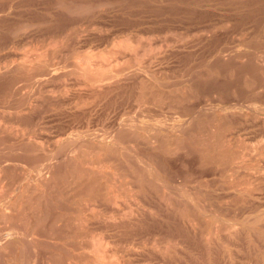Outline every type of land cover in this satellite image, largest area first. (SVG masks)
<instances>
[{
	"label": "rangeland",
	"instance_id": "obj_1",
	"mask_svg": "<svg viewBox=\"0 0 264 264\" xmlns=\"http://www.w3.org/2000/svg\"><path fill=\"white\" fill-rule=\"evenodd\" d=\"M66 263L264 264V0H0V264Z\"/></svg>",
	"mask_w": 264,
	"mask_h": 264
},
{
	"label": "bare ground",
	"instance_id": "obj_2",
	"mask_svg": "<svg viewBox=\"0 0 264 264\" xmlns=\"http://www.w3.org/2000/svg\"><path fill=\"white\" fill-rule=\"evenodd\" d=\"M95 35V34H94ZM85 40V39H84ZM62 41V40H61ZM87 41V40H86ZM162 53H163V51H162ZM131 55V54H130ZM134 55V54H133ZM127 56V55H126ZM153 57V56H152ZM86 58V57H85ZM83 59V58H82ZM90 59V58H89ZM83 62H84V60H82ZM89 61V60H88ZM91 62V61H90ZM89 62V63H90ZM78 63V62H77ZM87 64V63H86ZM110 64V63H109ZM83 65V64H82ZM106 65V64H105ZM88 66V65H87ZM87 66H85V67H87ZM93 66V65H92ZM95 66V65H94ZM98 66H99V63H98ZM100 66H101V64H100ZM103 66V65H102ZM72 67H73V65H72ZM90 67V66H89ZM147 67V66H146ZM17 68V67H16ZM93 69H95V68H93ZM77 70H79V68L77 69ZM109 70V69H108ZM115 71V70H114ZM76 72V71H75ZM82 72V71H81ZM93 72V71H92ZM98 71H96V73H97ZM142 72V71H141ZM30 73V72H29ZM94 73H95V71H94ZM109 73V72H108ZM137 74V73H136ZM24 75V74H23ZM87 75H88V73H87ZM93 76V75H92ZM102 76V75H101ZM96 77H98V76H96ZM140 77V76H139ZM143 77V76H142ZM81 78V77H80ZM91 78V77H90ZM94 78V77H93ZM107 78V77H106ZM127 78V77H126ZM97 79V78H96ZM121 79V78H120ZM123 79V78H122ZM101 80V79H100ZM134 80V79H133ZM107 81V80H106ZM127 81V80H126ZM162 81V80H161ZM101 82H102V80H101ZM106 83V82H105ZM110 83V82H109ZM118 83V82H117ZM177 83V82H176ZM180 83V82H179ZM183 83V82H182ZM116 84V83H115ZM119 84V83H118ZM154 84V83H153ZM100 85V84H99ZM106 85H107V83H106ZM105 84H104V86H106ZM110 85V84H109ZM162 85V84H161ZM178 85V84H177ZM82 86H84V84L82 85ZM102 87H103V85H102ZM167 87V86H166ZM90 88V87H89ZM88 88V89H89ZM104 90V89H103ZM91 91V90H90ZM99 91V90H98ZM80 92V91H79ZM84 92H85V90H84ZM88 92V91H87ZM74 93V92H73ZM89 93V92H88ZM72 96H73V94H72ZM90 98V97H89ZM20 104V103H19ZM173 115V114H172ZM172 115H170L171 117H172ZM170 116H169V118H170ZM173 117H175V116H173ZM22 122V121H21ZM176 126V125H175ZM162 127V126H161ZM184 127V126H183ZM186 129V128H185ZM184 129V130H185ZM183 130V131H184ZM114 132V131H113ZM110 133V132H109ZM117 133H119V132H117ZM182 133V132H181ZM184 133V132H183ZM113 134V133H112ZM177 134V133H176ZM185 134H186V132H185ZM121 135V134H120ZM119 135V136H120ZM124 135V134H123ZM178 135V134H177ZM104 136V135H103ZM106 136H107V134H106ZM225 136V135H224ZM118 137V136H117ZM123 137V136H122ZM105 138V137H104ZM224 138V137H223ZM112 139V138H111ZM119 139V138H118ZM109 140V139H108ZM113 140V139H112ZM120 140V139H119ZM157 140V139H156ZM118 141V140H117ZM110 142H112V141H110ZM227 142V141H226ZM114 143V142H113ZM222 149H223V147H222ZM41 158V157H40ZM253 229V228H252ZM232 234V233H231ZM86 237V236H85ZM46 239V238H45ZM88 239V238H87ZM85 240V239H84ZM43 243V242H42ZM81 243V242H80ZM54 244V243H53ZM56 245V244H55ZM82 245V244H81ZM88 245H89V243H88ZM90 245H92V244H90ZM47 246V245H46ZM79 246V245H78ZM90 248H93V247H90ZM22 251V250H21ZM89 251V250H88ZM72 252V251H71ZM70 252V253H71ZM102 253V252H101ZM112 253V252H111ZM100 255V254H99ZM138 255V254H137ZM140 255V254H139ZM32 256V255H31ZM105 256V255H104ZM102 257H103V254H102ZM101 258V257H100ZM41 259V258H40ZM96 259V258H95ZM105 259V258H104ZM73 261V260H72ZM81 261V260H80ZM79 261V262H80ZM92 262V261H91ZM82 263V262H81ZM84 263V262H83ZM67 264V263H66Z\"/></svg>",
	"mask_w": 264,
	"mask_h": 264
}]
</instances>
